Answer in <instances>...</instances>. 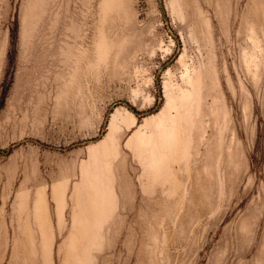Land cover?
<instances>
[{"label":"rangeland","instance_id":"1","mask_svg":"<svg viewBox=\"0 0 264 264\" xmlns=\"http://www.w3.org/2000/svg\"><path fill=\"white\" fill-rule=\"evenodd\" d=\"M162 5L0 0V264H264V0Z\"/></svg>","mask_w":264,"mask_h":264},{"label":"water","instance_id":"2","mask_svg":"<svg viewBox=\"0 0 264 264\" xmlns=\"http://www.w3.org/2000/svg\"><path fill=\"white\" fill-rule=\"evenodd\" d=\"M159 4H160V8H161V11H162V14H163L164 20H165V22H166L167 25H168V20H167V17H166L165 9H164V7H163V5H162V0H159ZM168 28H169V26H168ZM169 31L171 32V34L173 35V37L176 39V41L179 43V38H178V36H177L176 34H174V33L171 31L170 28H169ZM165 66H166V65H165ZM165 66H163L162 68H164ZM162 68H161V69H162ZM158 76H159V73L157 74V77H156V83H157V89H158V96H159V99H161V96H162V89H161V86H160V84H159ZM123 103H124L125 105H127L130 109L134 110V108H133L131 105H129L128 103H126V102H124V101H123ZM113 105H115V104H113ZM136 113H138V112H136ZM149 113H150V112L138 113V114H149ZM106 120H107V118H106ZM105 122H106V121H105ZM25 140H26V139H25ZM25 140H22V141H20V142H23V141H25ZM20 142L14 144V146H16L17 144H19ZM86 142H87V141H84V142H81V143H78V144H74V145H79V144H83V143H86Z\"/></svg>","mask_w":264,"mask_h":264}]
</instances>
